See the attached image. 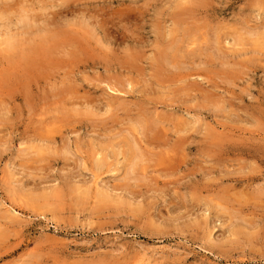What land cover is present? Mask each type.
Returning a JSON list of instances; mask_svg holds the SVG:
<instances>
[{
	"label": "rangeland",
	"instance_id": "rangeland-1",
	"mask_svg": "<svg viewBox=\"0 0 264 264\" xmlns=\"http://www.w3.org/2000/svg\"><path fill=\"white\" fill-rule=\"evenodd\" d=\"M0 264H264V0H0Z\"/></svg>",
	"mask_w": 264,
	"mask_h": 264
},
{
	"label": "bare ground",
	"instance_id": "bare-ground-1",
	"mask_svg": "<svg viewBox=\"0 0 264 264\" xmlns=\"http://www.w3.org/2000/svg\"><path fill=\"white\" fill-rule=\"evenodd\" d=\"M29 20V19H28ZM3 22V21H2ZM100 28V27H99ZM38 30V29H37ZM11 46V45H10ZM13 47V46H12ZM175 51H176V49H175ZM114 89V88H113ZM132 150H133V148H132ZM130 151V150H129ZM95 178V177H94ZM100 181V180H99ZM98 181V182H99ZM101 182V181H100ZM100 184V183H99ZM94 186H95V184H93ZM13 208V207H12ZM9 210V209H8ZM15 210V209H14Z\"/></svg>",
	"mask_w": 264,
	"mask_h": 264
}]
</instances>
